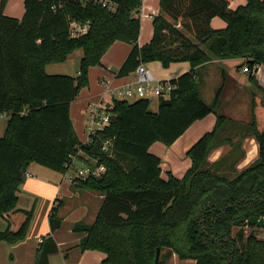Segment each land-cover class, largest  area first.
<instances>
[{
	"label": "trees",
	"instance_id": "trees-1",
	"mask_svg": "<svg viewBox=\"0 0 264 264\" xmlns=\"http://www.w3.org/2000/svg\"><path fill=\"white\" fill-rule=\"evenodd\" d=\"M113 1L114 11L73 0H25L19 20L3 13L9 0H1L0 117L8 118L0 136V222L11 213L26 219L17 232L7 221L0 242L15 245L28 235L35 210H21L18 202L30 166L63 174L82 147L106 167L105 176L75 185L105 197L92 225L75 226L85 233L82 251L105 253L103 264H155L158 250L157 264H168L173 255L196 264H264V240L249 222L264 218V89L254 73L264 66V0H247L235 10L234 0H161L162 13L154 17L153 37L144 46L137 15L142 0ZM215 18L226 28L213 29ZM70 20L90 22L89 32L72 38ZM116 42L132 46L118 77L152 62L165 69L189 63L191 70L168 81L176 89L158 99L157 112L151 100H115L110 126L92 146H82L70 108L88 87L90 68L100 66ZM78 50L83 57L77 76L47 74L48 66L65 63ZM213 58L241 60L238 70L248 68L251 121L217 115L214 129L187 153L192 166L185 176L169 174L165 180L162 160L150 148L157 142L172 146L194 123L218 113L224 85L207 105L195 71ZM248 137L256 139L259 157L238 170L244 152L230 159ZM107 140L113 146L105 152ZM222 146L231 147L229 155L210 163V154ZM51 222L52 229L60 225Z\"/></svg>",
	"mask_w": 264,
	"mask_h": 264
},
{
	"label": "crops",
	"instance_id": "crops-1",
	"mask_svg": "<svg viewBox=\"0 0 264 264\" xmlns=\"http://www.w3.org/2000/svg\"><path fill=\"white\" fill-rule=\"evenodd\" d=\"M24 1L9 0L8 6L5 9V15L21 20L25 13ZM160 1L142 0L141 2V7L137 11V15L141 17L140 46H144V44H141V39L145 30L146 37L149 38L148 43L153 37L154 17L162 13ZM246 3L247 0H234L232 9L235 10ZM146 19H150L151 22H146V26L143 27V22ZM211 24L215 30L226 28V23L219 18H215ZM117 44L119 42H116L112 47H115ZM123 45L116 46L115 52L112 51L109 58L102 59L101 66L90 68L88 87L80 92L77 99L71 105L70 115L74 123L75 132L81 142L85 138L89 105L94 102H99L102 98L110 100L109 96L105 95L106 89H117L136 81L135 73L127 77L117 76L118 71L132 50L131 45L126 48ZM236 62H238L237 71L242 73L241 69L238 70L241 60L232 59L213 58L210 62L195 69L197 80L199 78V72H203V70L206 80L215 79L213 89H217L221 83L224 85L220 103L223 101L229 76H233V74H229L226 71L225 67L226 65L234 66ZM146 65L156 80L162 82L176 79L191 70L189 63L172 64L167 69L159 62H152ZM224 76L226 77L225 81ZM255 79L264 89V66L258 67L255 72ZM206 80L202 86L199 84L201 96L203 87L207 86ZM239 83L236 81L237 86ZM216 89L214 91L212 90V92H215V96L219 90ZM250 89L251 115L252 85ZM157 101V98H153L151 100L152 105ZM221 108L222 106L220 105ZM216 116V114H210L206 118L194 123L170 147L157 142L150 148V152L162 160L161 169L163 179L167 180L169 174L177 179H182L185 176L192 166V161L187 157V153L204 135L214 129L217 121ZM6 120L0 119V136H3L5 131V128L1 127V122H5L6 127ZM236 121L242 124H249L251 118L249 120L244 116L242 120ZM242 148L245 155L237 166L239 170L248 167L259 157V147L254 137L246 138L242 144ZM230 151V146L219 147L210 154L208 160L210 163H215ZM34 169V171L28 170L27 172L30 177L25 179L21 187L18 202V208L21 210H31L32 208L35 210L28 235L25 240L15 245L0 242V264H103L107 258L105 253L93 250L82 251L81 244L85 233L76 232L75 226L79 223L88 226L92 225L96 221L105 197L99 193L70 185L68 182H65L62 173L60 174L59 180L53 179V181L45 170H40V168ZM54 206L57 207V212L52 214ZM25 219L26 216L21 212L6 215V220L0 222V230H5L8 221L11 223V230L17 232ZM52 219L60 220L59 227L52 229ZM41 252L44 255L40 259L39 255ZM171 260L172 263L176 261L175 264H196L194 260L181 261L176 255H173Z\"/></svg>",
	"mask_w": 264,
	"mask_h": 264
},
{
	"label": "built area",
	"instance_id": "built-area-1",
	"mask_svg": "<svg viewBox=\"0 0 264 264\" xmlns=\"http://www.w3.org/2000/svg\"><path fill=\"white\" fill-rule=\"evenodd\" d=\"M73 1L80 2L83 5L90 4L99 6L109 11H114L116 9V4L113 0ZM90 27V22L82 23L77 20H70L69 34L72 38H80L89 32ZM241 71L243 74H249L247 67L242 68ZM135 76L136 81L132 84L117 89H106L105 95L109 96L110 100L102 98L99 102H94L89 105L85 140L82 141V146H92L97 134L103 132L110 126L115 100H152L153 98L160 99L161 97L169 98L171 93L176 89V86L170 82L156 80L148 66L143 63L136 69ZM0 118L7 119L8 115L3 114ZM112 146L113 142L107 140L104 142L102 150L105 152L109 151ZM76 164L80 166L77 168ZM65 169L66 171L63 173L64 178L73 186L89 178H101L106 174V167L101 160L89 155L82 147H79L76 154L70 156L69 162L65 164ZM70 172H72V174H70ZM28 177L30 176L26 174V178Z\"/></svg>",
	"mask_w": 264,
	"mask_h": 264
},
{
	"label": "rangeland",
	"instance_id": "rangeland-1",
	"mask_svg": "<svg viewBox=\"0 0 264 264\" xmlns=\"http://www.w3.org/2000/svg\"><path fill=\"white\" fill-rule=\"evenodd\" d=\"M7 6H8V4H7ZM5 9H6V7L4 8V11H3L4 14H5ZM146 22L147 23L151 22V20L146 19L143 22V27L146 26ZM151 27H152V25H151ZM140 37H139V42H140ZM148 39L149 38L146 37V30H145V32L143 33L142 39H141V44L145 45L146 43H148V41H149ZM122 44H124L123 45L124 48L129 47V45H130L128 43L119 42V44H117L116 46L122 45ZM116 46L111 47L102 59L109 58L112 51L115 52ZM204 49H206V48L204 47ZM82 57H83V51L78 50L75 53H73L72 56H70L69 59L65 63L48 66L46 68V72L49 75H66V76L75 77V76H77V73L79 72L80 62H81ZM101 65H102V61H101ZM237 65H238V62H236V65L234 64V66L226 65V67H225L226 71L229 74H233V76L232 77L229 76L228 86L226 88V92L224 94L223 101H221V103H220L222 108L218 111V113L216 115L226 114L227 116L230 117V119H232L234 121L242 120V118L244 116H245V118L250 120V118H251V115H250V92H251L250 86H251V84H250V80H249V75L239 73L237 71ZM203 72H204V70H203ZM203 72L202 71L199 72V78H198V82L201 86L203 83H205V80H206ZM219 72H221V71L219 70ZM235 80L237 82H240L238 86L236 85ZM206 82H207V86L203 87L202 99L207 105H211L213 103V100L215 97V94H214L215 92H212V90L214 91L216 89V88L213 89V86L215 84V79H207ZM221 86H222V83L217 87L216 90H218ZM151 108L154 112H157L158 101L155 102V104H153ZM238 109H239V111H238ZM240 117H241V119H240ZM1 127L5 128V122H1ZM83 140H85V138ZM243 152H244L243 148H242V146H240V148L237 150V152H235V154L233 155V158L230 159V162L232 163V162L237 161ZM79 166H80L79 164H76L77 168ZM30 168L31 169L29 171H34L35 170L34 168H40V170H45V172H47L50 179H52V180L53 179H56V180L60 179L61 173L49 170L43 166L33 164V165H31ZM70 174H72V172H70ZM65 182H68V181L65 179ZM251 230H252L251 228L246 229V231L248 233ZM253 233L258 238L264 240V229L254 228ZM166 252L167 251H164L163 254H166ZM175 263H176V261H174V263H172L171 259L168 262V264H175Z\"/></svg>",
	"mask_w": 264,
	"mask_h": 264
},
{
	"label": "water",
	"instance_id": "water-1",
	"mask_svg": "<svg viewBox=\"0 0 264 264\" xmlns=\"http://www.w3.org/2000/svg\"><path fill=\"white\" fill-rule=\"evenodd\" d=\"M252 225H255L259 228L264 229V218H259L258 216H254L250 219L249 221ZM159 255H160V250L157 251L156 254V259H155V264H157L158 259H159Z\"/></svg>",
	"mask_w": 264,
	"mask_h": 264
}]
</instances>
